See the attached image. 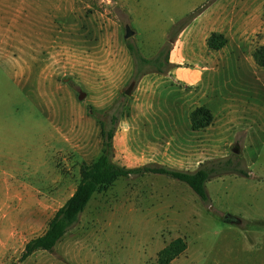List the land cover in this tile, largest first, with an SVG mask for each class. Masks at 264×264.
<instances>
[{
  "label": "rangeland",
  "instance_id": "obj_1",
  "mask_svg": "<svg viewBox=\"0 0 264 264\" xmlns=\"http://www.w3.org/2000/svg\"><path fill=\"white\" fill-rule=\"evenodd\" d=\"M212 1L0 0V264L16 260L71 195L81 162L100 154V125L112 114L113 159L121 165L192 171L230 158L247 176L211 177L206 201L162 174L118 177L92 195L51 250L21 264H156L158 251L177 237L186 247L169 264H264V66L252 56L264 43V22L252 30L243 18L223 66L206 56L207 68L219 71L205 73L215 82L202 90L174 81L170 63L161 72L139 65L128 48L152 58L169 46V60L191 22L169 45L174 25ZM238 1L254 8L260 0ZM209 15L198 23L209 25ZM125 24L134 31L128 38ZM198 62L183 57L179 66L186 72ZM224 92L243 117L237 125L226 124ZM156 102L174 113L209 106L213 140L182 128L181 117L174 124L141 118ZM214 140V150H202Z\"/></svg>",
  "mask_w": 264,
  "mask_h": 264
},
{
  "label": "trees",
  "instance_id": "obj_2",
  "mask_svg": "<svg viewBox=\"0 0 264 264\" xmlns=\"http://www.w3.org/2000/svg\"><path fill=\"white\" fill-rule=\"evenodd\" d=\"M205 7L206 5L202 4L176 23L171 30L173 32L172 38H169L167 43L170 45L175 34L186 27ZM224 43L225 40L222 35L215 32L210 33L206 39V44L210 49H218ZM128 48L130 54L139 65L148 64L154 67L156 71L161 72L164 64H169V46L166 47L167 49L162 47L157 55L152 58L143 57L133 45H129ZM162 54H164L163 59H161ZM252 56L256 65L264 66V43L254 49ZM189 119L191 129L197 130L208 126L212 122L213 116L208 108L200 105L190 112ZM116 120V115L112 114L108 126L100 125L102 135V150L100 154L91 162H81L79 179L71 195L52 214L43 232L28 239L18 258L8 264H21L27 257L38 250H51L63 234L78 220L79 215L92 195L118 177L147 173L162 174L185 183L202 201H206L205 183L211 177L220 176L224 173H237L247 176L246 171L240 167V160L237 159L234 162L230 158L211 161L209 164L200 165L192 171L170 168L164 165H121L113 159V135ZM185 247L186 244L183 238H174L158 251L156 264H169Z\"/></svg>",
  "mask_w": 264,
  "mask_h": 264
},
{
  "label": "crops",
  "instance_id": "obj_3",
  "mask_svg": "<svg viewBox=\"0 0 264 264\" xmlns=\"http://www.w3.org/2000/svg\"><path fill=\"white\" fill-rule=\"evenodd\" d=\"M204 10L206 11L199 13L186 27V35L182 37V40L180 39V36L184 31H182L179 37L174 41L173 47L170 50L169 57V63L174 65V69L171 71V74L174 78L173 80L176 82L183 83L184 86L200 85L201 90L204 89V87L210 85V83L214 84L215 82L214 77H212L211 75H209L205 79V73L219 71L217 68L216 71H212L213 69L211 70L210 68H207L206 63L208 59H206V56L209 54V57H212V59H210L213 63L217 62L218 64L223 66L225 59H228L234 51L233 40L235 41L236 39V29L237 26L242 24L243 18H245L247 21H253L254 28L252 30H255L256 28L260 27L261 24L264 22V0H260L259 2H257L254 8H247L246 6L241 5L238 0H213L212 3L209 4ZM206 12H209L211 16L216 14V18L212 20L211 16L209 15V25L206 24L205 26H202L198 22ZM244 12H247L248 14H245L244 16ZM212 32L223 34L226 37V41L222 47L218 49L208 48L206 44V39ZM198 49H201V52L202 50H207L208 52H204V55L202 56V53L197 51ZM182 56L184 58H188V60H199L200 62H198L197 67L185 72L182 71L181 66H179L180 59L183 58ZM200 64L201 66H199ZM224 93L227 94V92ZM226 97V101H228V104L223 107V109L225 110L223 116L226 119V124L233 125L232 123H234L235 125H237L243 117L241 115L237 116V111L232 108V106L235 104L234 97H229V94H227ZM230 100L233 101L232 104H230ZM203 105L206 106L205 104ZM197 106L200 105H195L194 107L190 108L189 104H187V106H182V109L180 108V111L174 113L173 111L168 109L170 107L167 106L166 102H156L148 106L149 109L146 111L145 114L141 116V118L147 120H157L158 118L168 119L170 120L169 123L174 124L177 122L173 121H176L178 117H181L182 128L187 129L188 131L193 133H202L204 134L203 136L205 138H208V141H211L213 139L210 136V132L213 129L215 121L214 114L209 108V106L206 107L209 109L213 116L212 122L203 129L193 130L190 127L189 115L190 112ZM235 106L237 107L238 105L235 104ZM162 107L164 109H162ZM208 141H205V145L202 147V150H206L209 147L212 150L216 148L214 146L216 143L215 140L211 143ZM260 234H264V231H261Z\"/></svg>",
  "mask_w": 264,
  "mask_h": 264
},
{
  "label": "water",
  "instance_id": "obj_4",
  "mask_svg": "<svg viewBox=\"0 0 264 264\" xmlns=\"http://www.w3.org/2000/svg\"><path fill=\"white\" fill-rule=\"evenodd\" d=\"M133 34H134V31L130 28V26L128 24H125L124 25V38H128V37L132 36ZM133 85H134V82L131 81L129 83V85L125 88L124 93L129 94ZM234 151H236V150H234Z\"/></svg>",
  "mask_w": 264,
  "mask_h": 264
}]
</instances>
